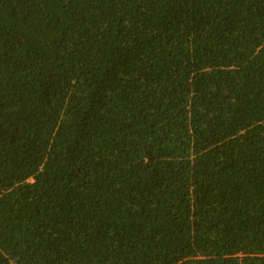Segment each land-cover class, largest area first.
Returning <instances> with one entry per match:
<instances>
[{
    "label": "trees",
    "instance_id": "1",
    "mask_svg": "<svg viewBox=\"0 0 264 264\" xmlns=\"http://www.w3.org/2000/svg\"><path fill=\"white\" fill-rule=\"evenodd\" d=\"M0 264H264V0H0Z\"/></svg>",
    "mask_w": 264,
    "mask_h": 264
}]
</instances>
